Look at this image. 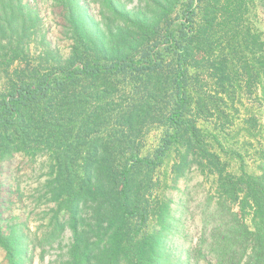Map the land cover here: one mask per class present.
I'll use <instances>...</instances> for the list:
<instances>
[{"label":"trees","instance_id":"trees-1","mask_svg":"<svg viewBox=\"0 0 264 264\" xmlns=\"http://www.w3.org/2000/svg\"><path fill=\"white\" fill-rule=\"evenodd\" d=\"M180 1L174 28L166 4L148 31L135 13L134 24H117L115 32L106 25L94 46L71 50L59 65L21 70L0 91V163L15 153L48 160L40 187L42 211L50 215L40 219H46L37 242L40 261L68 228L70 241L60 247L65 264H182L166 248L172 231L167 201L155 199L152 179L141 175L160 166L180 140L212 163L217 182L218 219L211 228L203 220L191 257L264 264V149L257 174L243 163L240 174L225 172L200 139L188 88L189 69L203 62L218 92L256 87L264 96V42L260 32L243 30L245 0ZM154 123L166 132L141 155L139 127ZM29 243L16 225L0 227L9 264H22Z\"/></svg>","mask_w":264,"mask_h":264},{"label":"rangeland","instance_id":"rangeland-1","mask_svg":"<svg viewBox=\"0 0 264 264\" xmlns=\"http://www.w3.org/2000/svg\"><path fill=\"white\" fill-rule=\"evenodd\" d=\"M183 1L186 0L180 2ZM245 2L241 16L243 30L260 32L264 42V0ZM174 3L176 0H20L10 6L6 0H0V91L6 90L21 70L33 65H59L71 50L94 46L93 39L105 31L106 25L115 32L117 24H134L135 13L139 14V24L146 19L141 30L148 31L161 16L160 6L166 4L170 12L167 21L173 18L174 28L181 10V5ZM197 12L196 24L201 16ZM202 64L189 69L192 75L188 88L192 100L190 113L196 119L204 148L216 153L225 172L240 174L243 163L246 172L257 174L264 149V96L256 87L242 86L229 94L218 92L207 66ZM166 129L161 123L139 127V153H151ZM47 162L45 155L32 159L15 153L0 163V227L13 224L26 234L30 247L22 257V264H65V248L60 247L70 241L68 228L61 234L60 246H46L44 258L39 260L37 242L43 229L41 224H46V219H40L50 215L42 211L45 199L40 187L48 171ZM214 170L195 145L186 148L179 140L170 146L160 166L141 173L152 179L153 197L167 201L172 231L166 248L171 260L178 258L182 264H215L208 255L201 256L196 263L190 251L203 220L211 228L218 219L213 206L217 196ZM0 264H9L1 245Z\"/></svg>","mask_w":264,"mask_h":264}]
</instances>
